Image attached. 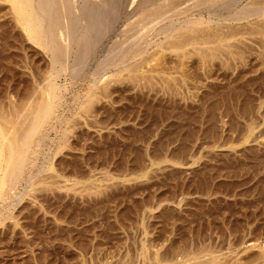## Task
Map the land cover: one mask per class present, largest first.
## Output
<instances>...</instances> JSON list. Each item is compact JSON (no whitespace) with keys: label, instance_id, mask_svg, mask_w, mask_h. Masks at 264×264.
Masks as SVG:
<instances>
[{"label":"rangeland","instance_id":"1","mask_svg":"<svg viewBox=\"0 0 264 264\" xmlns=\"http://www.w3.org/2000/svg\"><path fill=\"white\" fill-rule=\"evenodd\" d=\"M21 1L0 264H264V0Z\"/></svg>","mask_w":264,"mask_h":264},{"label":"bare ground","instance_id":"2","mask_svg":"<svg viewBox=\"0 0 264 264\" xmlns=\"http://www.w3.org/2000/svg\"><path fill=\"white\" fill-rule=\"evenodd\" d=\"M6 1L7 3H9L12 8L14 9L13 12H15L16 14V17L18 19V22H24L25 21V16H24V13L26 12L24 8L25 5H23L22 1L21 0H4ZM26 4V3H25ZM27 6V5H26ZM104 15V14H103ZM29 20V19H28ZM26 25L28 23H25ZM23 24V25H25ZM30 25V24H29ZM28 25V27H29ZM26 29H27V26H25ZM39 115V114H38ZM5 128L3 127V124L2 126L0 125V167L4 164H5V169H7L8 165L10 166V163L11 161L13 160L12 157H13V150H12V147L13 145H11V140L10 138H8L9 136H7V132H5L4 130ZM13 144V143H12ZM4 162V164H3ZM4 171V169H0V172L2 173ZM6 172V170H5ZM2 184L4 185V182H3V179H2V176L0 177V189H1V186ZM256 247V246H255ZM201 253V252H200ZM189 254V253H188ZM191 256V255H190ZM203 256V255H202ZM210 256V255H209ZM189 258V257H188ZM193 258V257H192ZM195 258V257H194ZM216 258V257H215ZM218 261V260H217ZM208 262V261H207ZM157 264V263H156Z\"/></svg>","mask_w":264,"mask_h":264}]
</instances>
